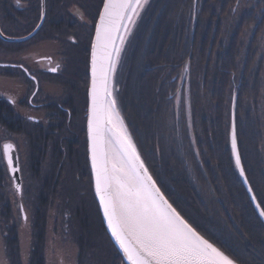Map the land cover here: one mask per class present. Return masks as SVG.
Returning a JSON list of instances; mask_svg holds the SVG:
<instances>
[{"label": "trees", "instance_id": "1", "mask_svg": "<svg viewBox=\"0 0 264 264\" xmlns=\"http://www.w3.org/2000/svg\"><path fill=\"white\" fill-rule=\"evenodd\" d=\"M182 1H170L166 12L158 18L154 40L149 43L150 51L163 48L162 62L190 58L193 64L191 136L194 144L191 139H180L174 109H166L154 89L132 96H136V103L145 100L139 103L134 115V139L156 183L201 235L239 264H264V222L236 169L230 138L232 102L236 94L237 146L252 190L264 209V112L260 104L264 88V0H199L194 18L190 15L193 0H185L187 8L183 7L184 14L178 16L182 9L177 4ZM158 12H151L153 18ZM192 18L196 19L193 40ZM137 33L134 46V40L140 35ZM146 39V36L140 38L137 53L142 52L141 59L147 57L148 62ZM189 42H193L190 48L180 46ZM202 72L205 74L203 92L198 85ZM7 111L0 102V122L8 137L23 136L28 143L32 142L33 150L37 149V158H42L41 146L19 125H11L13 118L5 114ZM80 126L83 128L85 124ZM39 143L43 144V139ZM68 143L66 140L57 154L62 166H83L76 171L87 182L93 205L85 210L78 207L76 216L82 224L80 230L89 233L88 239L94 240L96 234L99 248L93 250L98 257L95 264H125L105 230L93 196L86 145L84 149L71 150L66 148Z\"/></svg>", "mask_w": 264, "mask_h": 264}, {"label": "flooded vegetation", "instance_id": "2", "mask_svg": "<svg viewBox=\"0 0 264 264\" xmlns=\"http://www.w3.org/2000/svg\"><path fill=\"white\" fill-rule=\"evenodd\" d=\"M151 1L148 0L145 5L147 13L146 18L141 20L143 25L141 23L136 30L140 35L134 40L135 46L132 44L134 38L125 44L128 49L124 51V76L133 80L134 94L139 92L143 95L154 89L155 96L160 97L165 108L174 109V118L178 121L182 109L186 111L193 101V64L190 58L166 61L164 57L165 61L162 62L165 55L160 52L164 51L163 48L150 51L149 41L154 40L157 20L171 4V0H153V5ZM194 2L195 0L192 2V9ZM103 3L104 0H19V2L0 0V29L6 37L25 38L38 29L35 34L21 42L7 41L0 36V77L4 76L7 79L6 89H0V102L8 108L5 114L13 118L11 125L17 124L26 131L37 146H41L40 155L43 157L48 152H54L58 156V148L62 147L66 140L69 142L68 146L65 144L67 149L69 147L71 150L84 149L86 145L88 155L86 121L89 105L91 43ZM42 6L45 13L43 20L40 18ZM185 6L187 8L183 0L179 8ZM155 10L159 12L153 18L154 14L151 12L154 13ZM182 14H184L183 9L178 16L181 17ZM190 15L196 17L194 9ZM151 21L152 25H150ZM195 22L196 19L191 23L192 40ZM37 25L40 26L37 28ZM149 25L150 30H148ZM144 36L147 37L146 42H148L146 49L148 62H146L147 57L141 59L144 56L142 52L137 53L140 38ZM184 45L190 48L193 42L180 44V46ZM130 46L134 49H130ZM154 57L158 58L154 59ZM204 79L205 74L202 72L198 79L201 91L205 86ZM176 92L181 96L179 105L175 99ZM81 124L85 126L82 128ZM0 128L5 129L1 122ZM6 132L8 133L7 130ZM41 139L43 144L39 143ZM6 142L16 147L19 158L16 142L7 139L0 145L2 159L4 160L3 146ZM28 147L35 155L37 149L33 150L32 142L28 143ZM36 154L38 155V151ZM59 167L64 169L67 166L59 165ZM79 167V170L83 168L82 165H78L73 169ZM7 170L12 180L8 167ZM12 188L15 191L14 180H12ZM92 191L94 196L93 187ZM15 192L20 194L18 191ZM22 213L24 219L26 214L24 205ZM36 239L39 241L37 236Z\"/></svg>", "mask_w": 264, "mask_h": 264}, {"label": "snow or ice", "instance_id": "3", "mask_svg": "<svg viewBox=\"0 0 264 264\" xmlns=\"http://www.w3.org/2000/svg\"><path fill=\"white\" fill-rule=\"evenodd\" d=\"M147 3L148 0H104L96 25L91 52L88 138L95 191L103 215L131 264H237L169 202L119 115L113 76L131 27ZM44 15L42 6L41 20ZM230 136L236 166L247 183L234 114ZM14 147L11 143L4 145L8 165L16 173L19 168L13 166L11 153ZM15 187L21 190L20 184ZM248 191L256 200L250 184ZM20 209L23 212V204ZM260 215L264 216V209ZM24 219L27 220V214Z\"/></svg>", "mask_w": 264, "mask_h": 264}, {"label": "rangeland", "instance_id": "4", "mask_svg": "<svg viewBox=\"0 0 264 264\" xmlns=\"http://www.w3.org/2000/svg\"><path fill=\"white\" fill-rule=\"evenodd\" d=\"M177 6L179 7V4ZM146 13L144 6L122 47L113 76V94L117 99L119 115L135 145L134 115L137 113L139 103L143 104L145 100L136 103V96L131 98L134 95V82L124 76L123 61L124 50L128 49L125 44L134 38ZM6 87L7 79L1 76L0 89L4 90ZM175 99L179 105L181 96L177 92ZM260 104L264 112V88ZM183 109L177 121L178 134L182 141L191 139L194 144L195 139L191 136L194 119L192 108L189 104L186 111ZM142 114L144 116L143 112ZM4 130L0 128V145L11 139L16 142L19 149L22 192L18 194L13 190L5 159H0V264H95L98 257L93 250L99 248V243L95 239L96 234L94 240L88 239L89 233L80 230L82 224L79 216H76L78 207L85 210L89 207L91 209L93 205L88 194L87 182L80 178V171H76L80 167L73 169L67 166L62 169L59 167L60 159L54 152H48L38 159V155L33 154L23 136L8 137ZM185 132L189 133V137ZM21 204L24 205L27 220L23 219ZM100 246L102 249L105 248Z\"/></svg>", "mask_w": 264, "mask_h": 264}, {"label": "water", "instance_id": "5", "mask_svg": "<svg viewBox=\"0 0 264 264\" xmlns=\"http://www.w3.org/2000/svg\"><path fill=\"white\" fill-rule=\"evenodd\" d=\"M197 2H198V0H195V2H194V4H195V14H196V11H197V9H196V5H197ZM102 9H103V6H102V8H101V11H102ZM100 11V12H101ZM143 12H144V10H143ZM141 17V16H140ZM98 20H99V18H98ZM98 20H97V22H96V24L98 23ZM38 30V29H37ZM37 30H35L34 32H32L31 33V35H29L28 37H25V38H20V39H15V38H8V37H6L3 33H2V31H1V29H0V36L3 38V39H5V40H7V41H19V42H21L22 40H25V39H28L29 37H31L33 34H35L36 32H37ZM135 30V28H133V31ZM95 32H96V29H95ZM95 32H94V38H93V41H92V43H91V46L93 45V43L95 42ZM131 34V33H130ZM123 50V49H122ZM121 50V51H122ZM91 52H92V49H91ZM90 57H91V54H90ZM89 68H90V72H89V79H90V83H89V87H88V90H90V86H91V59H90V65H89ZM114 79V78H113ZM113 86V85H112ZM88 101H89V105H88V111H89V106H90V95H89V92H88ZM236 101H237V95L235 94V96H234V98H233V102H232V111H231V125H232V120H233V114L235 115V109H236ZM87 111V112H88ZM87 131H86V133H87V144H88V157H89V166H90V168H91V177H92V187H93V189H94V195H95V198L97 199V203H98V209H100V214H101V218H102V220H103V222H104V226H105V228H106V230L108 231V234H109V236H110V239H111V241H113V243H114V245H115V247H116V249L121 253V255H122V259H123V261L126 263V264H131V262L130 261H128L127 260V258H126V256H125V254H124V252H123V250L120 248V245L118 244V242L116 241V239H115V237L112 235V233H111V230L109 229V226H108V223H107V220H106V218L104 217V215H103V210H102V207L100 206V202H99V197L97 196V194H96V191H95V180H94V172H93V169H92V165H91V158H90V150H89V138H88V116H87ZM235 124H236V116H235ZM231 127V126H230ZM230 138H231V136H230ZM9 142H6V143H4V145L5 144H8ZM12 144V143H11ZM232 146V145H231ZM3 148H4V146H3ZM136 148H137V146H136ZM137 151H138V148H137ZM139 152V151H138ZM11 153H12V155H13V166H16V167H18L19 168V171L18 172H16V173H13L12 171H11V168L9 167V165H8V159H7V155H6V153H5V149H4V159H6V163H7V167H8V169H9V172H10V175H11V177H12V180H14V189H15V191H18L17 189H16V187H15V185L16 184H20L21 185V189H22V180H21V169H20V164H19V158H18V153H17V150H16V147H14L12 150H11ZM140 154V157H141V159L143 160V158H142V156H141V153H139ZM233 159H234V161H235V156H234V154H233ZM144 161V160H143ZM241 162H242V159H241ZM145 165L147 166V164L145 163ZM235 165H236V163H235ZM242 165H243V163H242ZM148 168V167H147ZM244 168V167H243ZM236 169L238 170V173H239V175H240V178H241V180L243 181V184H244V187H245V189H246V191H248V185L250 184V181L248 180V178H247V183H245V180H244V177L241 175V173H240V170H239V168H237V166H236ZM149 170V169H148ZM150 172V171H149ZM244 174L247 176V174H246V170H244ZM152 175V174H151ZM152 177H153V175H152ZM153 179H154V177H153ZM158 186H159V184H157ZM251 185V184H250ZM159 188L161 189V187L159 186ZM252 188V187H251ZM161 191H162V189H161ZM19 193H21L22 191L21 190H19L18 191ZM163 192V191H162ZM252 192H254L253 190H252ZM164 193V192H163ZM248 194H249V196H250V200H251V202L253 203V205H254V207H255V210H256V212H258L259 213V215H260V211H261V209H262V207H261V205H260V203L257 201V198H256V200H253L252 199V193H250L249 191H248ZM165 195V194H164ZM166 196V195H165ZM167 197V196H166ZM168 199V198H167ZM169 200V199H168ZM169 202H171L170 200H169ZM257 203H259V207H257ZM174 206V205H173ZM175 207V206H174ZM177 209V208H176ZM178 211V210H177ZM182 215V214H181ZM260 217H261V219H262V221L264 222V216H261L260 215ZM186 219V218H185ZM194 227V226H193ZM198 231V230H197ZM206 238V237H205ZM207 239V238H206ZM210 241V240H209ZM237 264H239L238 262H237Z\"/></svg>", "mask_w": 264, "mask_h": 264}]
</instances>
